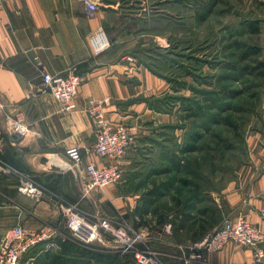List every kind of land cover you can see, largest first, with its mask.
Returning a JSON list of instances; mask_svg holds the SVG:
<instances>
[{
  "label": "crops",
  "instance_id": "1",
  "mask_svg": "<svg viewBox=\"0 0 264 264\" xmlns=\"http://www.w3.org/2000/svg\"><path fill=\"white\" fill-rule=\"evenodd\" d=\"M98 4V11L89 15L79 3L69 0H0V159L32 175L46 192L38 202L19 195L17 178L0 173V241L18 224L60 231L64 226L55 197L63 195L66 202L93 209V215L109 217V204L115 218H124L129 212L124 196L131 194L116 186L84 196V166L107 164L92 153L95 127L83 111L89 101L110 99L105 107L107 119L132 128L135 144L119 161L121 168L127 165L129 169L126 155L138 151L141 166L149 169L143 176H149L165 162L159 156L151 158L150 152L164 145L160 143L164 134L173 140L179 136V130L171 129L176 116L154 108L167 94V83L146 69L136 54L150 57L155 46L165 48L162 42L171 34L177 0H99ZM99 30L110 46L95 57L89 39ZM70 72L81 78V84L74 110L63 113L50 94L40 91V84L43 73L65 76ZM17 116L27 125L23 138L11 132L10 119ZM260 116V127L246 138L245 162L234 179L211 193V198L221 211V222L242 215L264 231V96ZM71 146L78 147L83 156L78 167H72L64 155ZM131 175L129 172L122 182ZM184 230L176 232L182 238L180 243L201 241L212 231L206 228L193 238ZM171 236L172 231L165 234L170 241ZM251 257V249L229 243L208 255L207 262L243 264Z\"/></svg>",
  "mask_w": 264,
  "mask_h": 264
},
{
  "label": "rangeland",
  "instance_id": "2",
  "mask_svg": "<svg viewBox=\"0 0 264 264\" xmlns=\"http://www.w3.org/2000/svg\"><path fill=\"white\" fill-rule=\"evenodd\" d=\"M177 5V15L175 21H172L171 34L166 35V41L162 42L165 48H159L153 45L155 46V51H151L150 57L142 52H136V54L139 61L145 64L146 69L147 66H152L150 68L159 73L161 76L160 78L167 83L168 90L165 92L167 95H175L172 92L173 86L176 87V85L172 84L174 80L178 81V83L185 81V85H188L187 88L180 90L178 94L184 97L195 96V92L188 89L189 87H193V89L197 90V93L201 90L208 91L209 96L206 95L202 98L201 95H198L196 97L204 101L202 105L207 107H209V104H207L205 100H209L211 106H214L212 100L215 99V96L227 97L228 91H233V98L227 97L228 100H226V104L230 106L220 112L216 110L219 112L220 117H218L217 121L211 126L209 133L203 135V141L198 144L199 147L203 146V148L190 155L191 157L211 156L217 168L224 167L226 184H228L235 177L231 170L238 169L239 167L237 166H239V162H245L247 158V149L246 155H244L241 145L234 144V150L225 152L223 151L224 148H218L216 146V140L214 139L216 136H219V138H226L230 139V141H234L231 130L233 126L224 124V119H226L227 116H232L233 125H237L238 127L242 125V120H246L242 127L245 133V140L251 132H254L260 127L258 116L261 107H253V104L251 105L252 100L248 98L254 92H258L260 98H263L264 86L258 90L248 88L252 80L246 75L236 76V78L233 76L231 79L227 78L229 77L228 75L231 74L230 69H232V67L240 66L243 63H251L252 60L255 59V57L244 55L243 52L246 51L248 47H258L261 50L260 60H264V0H177ZM252 20L259 21V33L257 34L250 33L246 26V24ZM163 59L166 60L164 61ZM173 59L175 61L174 64L176 65L177 63L178 68L172 67L173 62L171 63V61ZM152 63L155 64L152 65ZM201 101H199V103H201ZM178 103L180 102L178 101ZM163 104L165 103L158 104V107H166V105ZM178 108L179 107L176 106L172 113L176 115V117H179V123H181V121L183 123L184 121L182 118L184 114L181 116ZM211 113L216 112L210 111L209 114ZM194 121V118L187 120L184 124L186 129L182 131L179 130V136L176 139L179 146H182L184 143V135L196 127ZM172 142L173 138L168 134H164L160 143L168 147ZM233 143H235V141ZM204 146L208 147V151L209 149L217 147L219 153L213 151L208 152L204 150ZM137 153L138 151H130L129 154L127 153V158H130V168L127 169V165L122 167L123 180L127 179L129 172L130 175L133 173L130 179L126 183L121 182L116 185H109V187L116 186L124 194L132 195L140 193L144 195L152 184L164 181L168 178V176L165 175L153 176L152 173L149 176H147V174L143 176V173H146L147 170L149 172V169L148 167L143 168V166H141L142 164L140 162L142 161H140L138 157L139 154ZM150 154L151 158L158 157V148L156 147V150L150 152ZM187 157L189 156L187 155L186 158ZM2 161L6 163L4 160ZM6 164L15 172L26 173L16 169L8 163ZM17 183L18 180L16 179V186ZM177 189L179 191L180 187L176 184L173 185V189L168 195L163 197L157 204L158 206L164 205L165 208L171 209V212H166L165 215L168 216L170 214V216H168L167 222L163 225L160 226L157 224L153 216L147 217V225L139 227H135L131 219L119 218V220L123 219L122 221H126L131 225L135 231L143 233L144 245L152 251L154 255V264H184L178 259L177 249L179 246L186 243L177 244L171 242L169 239L165 238L166 233L164 231L167 225H170L169 231H172V223L170 222L174 215V209L172 210L174 197L172 196L177 195ZM62 198L65 199L66 196L63 195ZM87 206L91 208L89 205ZM79 208L82 212L93 215V213H91L93 209L88 211L80 204ZM115 216L116 212L111 204H109V217ZM161 230H163V232H161ZM60 232L62 237L69 236L64 227L60 229ZM180 239L182 238L180 237L177 240ZM105 246L107 247L105 248ZM88 247L102 254L113 253L117 255L118 259L111 264H135L130 258V254H118V252L112 249L113 244L110 238H107L105 245L95 243L93 245H88ZM32 256L33 252L31 251L21 259L20 264H26Z\"/></svg>",
  "mask_w": 264,
  "mask_h": 264
},
{
  "label": "built area",
  "instance_id": "3",
  "mask_svg": "<svg viewBox=\"0 0 264 264\" xmlns=\"http://www.w3.org/2000/svg\"><path fill=\"white\" fill-rule=\"evenodd\" d=\"M69 1L79 3L89 15L95 14L99 9V0ZM89 43L95 57L100 56L110 46L107 36L101 30L90 37ZM80 84L81 78L74 72L65 76L43 73L40 91L50 94L63 113H71L75 108ZM109 103L108 98L101 101H89L83 109L95 127L96 142L92 153L98 159L107 161V164L100 166L94 163L84 166L83 173L87 180L84 196L92 190H103L109 185H116L123 181V170L119 161L135 144L132 128L124 123H115L107 119L105 107ZM10 121L12 134L19 138L25 137L28 129L24 119L17 116ZM64 155L72 167L80 166L83 161L80 149L75 146L66 148ZM0 173L17 177L16 190L19 195L37 202L46 196L45 189L32 175L15 172L1 159ZM124 198L128 203V209L133 210L140 201L141 195L135 193ZM55 199L64 229L74 241L83 245L95 243L105 245L107 238H110L113 244L112 249L122 255L130 254L135 264H154L152 251L144 245L143 233L135 231L126 221L115 217L89 215L81 211L78 203L66 202L62 197H55ZM169 228L170 225L165 227V233L170 232ZM60 237H62L61 232L56 228L35 230L18 224L9 229L0 241V264H20L23 256L39 244H44L46 249H57L55 240ZM229 243L252 250L250 261L243 264H264V231L250 224L242 215L226 218L201 241L179 246L178 259L184 264H208L207 256L221 251Z\"/></svg>",
  "mask_w": 264,
  "mask_h": 264
},
{
  "label": "trees",
  "instance_id": "4",
  "mask_svg": "<svg viewBox=\"0 0 264 264\" xmlns=\"http://www.w3.org/2000/svg\"><path fill=\"white\" fill-rule=\"evenodd\" d=\"M258 23V20H252L246 24L250 33H259ZM260 52L261 50L258 47H248V49L243 52L244 55L255 57V59L252 60L251 63H243L240 66L232 67V69H230L231 74L228 75L229 77L223 78L231 79L233 76L236 78V76L246 75L252 80V83L248 88L253 90L260 89L264 86V60H260ZM172 62V67L178 68L177 63L176 65L174 64V59L171 63ZM150 67L152 66H147V69L150 72L161 77L159 73ZM172 84L176 85V87L173 86L172 89V92L175 95L165 94L157 101L159 103H165L163 105H166V107L157 106L154 108L158 112L161 111L163 113L171 114L174 112L173 109H175L176 106L179 107V114H181V116L184 114V117L182 118L184 122L182 123L181 121V123H179V117H176L178 118L176 125L171 126L173 131L175 129L180 131L186 129L184 124L191 118L195 119L194 122L196 123V127L184 135L185 139L182 146H179V143L177 144V140H173L168 147L167 145L159 147L158 156L160 160H164L165 162L159 168L151 171V173L153 176L165 175L168 176V178L164 181L152 184L144 195L140 194L141 199L137 206L133 210H129V212L123 215V217L125 219L133 220L135 227L147 225L146 219L149 216L155 217L156 223L160 226L163 225L167 222L168 216H170V214L168 216L165 214L166 212H171V209L165 208L164 205L158 206L157 204L163 197L168 195L173 189V185L176 184L180 189L179 191L177 189L178 192L176 193V196H172L174 197V205L172 206V210L174 209V215L173 219L170 220L172 223L171 241L173 240L177 242V244H181L180 241L177 240L180 238L176 233L177 230L185 229L186 231L184 230V233H191L194 238V235L201 233L202 230L206 231V228L210 231L213 230V228H215L222 220L221 211H218L215 207L211 198V193L218 192L226 184L224 167L217 168L213 158L209 155L201 157H191L190 155L203 148V146H198V144L203 141V135L209 133L211 126L217 121L218 117H220L219 112L230 106L226 104V100H228L227 97L233 98L234 93L233 91L227 90V97L215 96V99L212 100L214 106H211L209 100H205V102L209 104V107H207L202 105V102L204 103V101H201L196 97L198 95H201L202 98L206 95L209 96L208 91L201 90L197 93V90L193 89V87H189L188 89L195 92V96L184 97L178 94L180 90L187 88L188 85H185L186 82L178 83V81L174 80ZM248 99L252 100L251 105L253 104V107H261L262 98H260L258 92H254ZM178 101L180 103H178ZM199 101H201V103H199ZM210 111H215L216 113L209 114ZM260 115L261 108L259 111L258 123L261 122ZM245 122V119L242 120V125L238 127L237 125H233L232 116H227V118L224 119V124L233 126L231 130L235 143H233L234 141H230V139L219 138V136H216L214 139L216 140V146L218 148L222 147L224 148L223 151L228 152L234 150V144L241 145L243 154L246 155L247 148L244 137L245 133L242 130ZM217 147L209 149L208 151V147L204 146V150L219 153ZM187 155L189 157L186 158ZM241 164H243V162H239L238 165L240 166ZM236 170L237 168L231 170L233 175H235ZM151 173L149 175H151ZM55 242L57 250L46 249L44 244H39L33 248L31 250L33 256L29 258V261L26 264H111L118 259V256L113 253L102 254L89 248L88 245H81L70 238V236L60 237L59 239H56ZM130 258L132 259L131 255Z\"/></svg>",
  "mask_w": 264,
  "mask_h": 264
}]
</instances>
